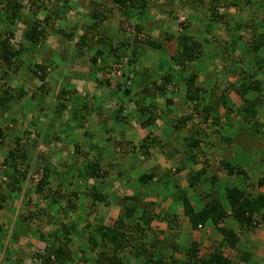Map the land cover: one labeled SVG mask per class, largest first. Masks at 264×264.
<instances>
[{
    "label": "trees",
    "instance_id": "trees-1",
    "mask_svg": "<svg viewBox=\"0 0 264 264\" xmlns=\"http://www.w3.org/2000/svg\"><path fill=\"white\" fill-rule=\"evenodd\" d=\"M91 1L94 6L88 7L89 14L83 16L88 24L78 36L72 31L65 33L53 28L57 19L78 7L70 0H0V67L4 69L0 78L3 80L0 117L7 112L12 118V124L6 122L0 126V152H4L0 170L7 176L5 188L0 181V211L10 206L8 200L22 191L20 184L25 181H28L27 186L28 183L32 186L26 188L33 196L31 201L41 198L47 203L39 206L37 212L17 217L27 237L40 241L44 248L30 256L18 257L14 264H25L24 258L27 257L34 264H128V258L133 264H264V241L257 238L258 242L252 243L264 227V175L255 178L248 175L245 168L233 163L236 156L229 151L235 141L246 135H258L264 129L261 123L264 86L259 79L264 71V18H260L258 27L252 30L254 17L247 27L248 24L236 22L235 15L219 12L221 8L233 7L242 13L241 9L245 11L252 5V0H228L225 4V0H183L195 12L194 22L180 21L177 23L178 32L171 27V32L161 31L160 36L153 37L152 27L131 21L136 12L139 15L137 20L144 16L145 21L153 23L154 17L146 11L147 0H110L109 7H106L107 1L102 2L105 0ZM112 4L128 23V29L124 30L130 39L126 38L119 46L111 42L105 52L100 43L108 38H97V29L107 20L106 14L115 10ZM261 7L264 9V1ZM166 21L169 20L166 18ZM16 23L23 26L21 40L26 43L22 46L19 42L18 48L11 43L15 32L12 28ZM48 28L53 32H47ZM246 28H251L247 40L241 34ZM47 33L63 42L60 48L63 52L68 53L67 46L72 42L78 52L72 59L69 54L66 58L53 54L51 58L64 60L66 69L70 65V74L79 80L84 81L89 75L94 78L100 68L97 65L100 59L109 58L113 65H119L124 72L116 78L117 87L112 89L106 79L107 89L103 97L81 103L75 84L66 82L69 74L54 92L49 90L50 94L44 90V84L40 85V94H28L21 85L18 88L5 85L11 82L9 74L11 71L15 73L19 66L16 63L22 62V54L35 50L44 42ZM219 33H224L225 37ZM172 41L177 48L170 55L166 46ZM147 49L157 53L155 59L163 54L168 64L163 66L159 61L163 70L156 77L149 68L143 67L136 84L128 87L122 80L130 81L127 70L133 71L130 66ZM89 51L93 53L90 55ZM235 52H239L238 58H235ZM205 62L210 63V69L200 67ZM54 65L51 73L62 75L65 68ZM47 67L45 63L36 64L37 71L32 70L41 83L51 74ZM75 67L80 70H73ZM82 68L86 70L81 71ZM204 71L205 76L200 82V74ZM95 82L102 84L103 80L96 77ZM180 86H184L183 111L176 116L171 104L179 95ZM167 87L171 91L164 104L156 106L155 97L163 96ZM233 95L240 104L234 101ZM109 102L115 103L110 113L113 124L104 129L105 144L98 147L94 141L101 136L95 130H83V122L91 114L92 105H96L93 112H98ZM126 103L134 104V108L128 110ZM28 104L31 108L26 112ZM32 112L37 116L27 123L35 126L33 132L18 126L20 122L16 118ZM195 117L198 122L189 124ZM72 120L75 122L69 128L67 122ZM157 120L162 124L159 135L154 136L151 127ZM132 121L136 122L138 132L130 126ZM43 128L45 132L52 130L43 136V144L53 156H57L55 164L43 155H35L37 140L28 136L30 133L40 136L45 133ZM57 128L60 130L56 131ZM120 129L118 137L127 130L134 132L132 142L118 140L115 134ZM61 131L67 133L62 135ZM136 132L139 134L137 141ZM72 134H79L81 143L64 145V136L69 138ZM58 144H61L60 149L56 148ZM107 145L114 149L109 156L105 154ZM150 147L155 148L162 158L175 160V166L163 176L154 167L145 165L149 162L146 159L151 157H148ZM208 154L217 157L216 166ZM203 157L205 160L200 162L199 158ZM130 159L135 163V170L130 168ZM199 163L200 168H194ZM187 164L190 167L186 172V185L173 184L172 178L186 170ZM210 167L214 172H224V177L230 180V186L220 184L225 190L224 195L213 184L219 179L225 181V178H217L216 174L208 177ZM111 172L116 174L112 176ZM130 172L136 175V179L123 177ZM63 174L67 176L64 180ZM123 180L127 182L129 194L118 198L112 188L114 183ZM77 183L85 188H77ZM64 188L67 190L63 191ZM188 189H194L192 197L187 193ZM152 195L157 197V202L143 201L145 196ZM166 196L171 199L170 205L162 209L161 214H155L152 207L160 206ZM111 205L119 207L116 218L102 215ZM175 205L181 207L182 222L188 228L185 233L181 232L177 215L172 213ZM74 216L83 223L92 217L81 230V241L72 238L78 227ZM35 219L37 225L33 226L31 221ZM176 219L175 233L170 224ZM48 226L54 228L47 230ZM208 228L218 233L220 239L204 246L196 238L198 234L199 238L206 235ZM164 229L169 233L166 234ZM3 231L0 226L1 239L5 236ZM160 235L164 237L159 238ZM181 236H184L182 244L179 240L177 242ZM0 252H3L0 264H11L12 252L5 244L0 245ZM256 252L259 256L263 254L262 262L255 258Z\"/></svg>",
    "mask_w": 264,
    "mask_h": 264
},
{
    "label": "rangeland",
    "instance_id": "rangeland-1",
    "mask_svg": "<svg viewBox=\"0 0 264 264\" xmlns=\"http://www.w3.org/2000/svg\"><path fill=\"white\" fill-rule=\"evenodd\" d=\"M107 1V5L106 7L110 6V0H105L102 1L103 3H106ZM229 1H240L241 0H229ZM227 0V2H229ZM70 2L75 3L78 7L77 8H73L70 9L68 12H66V14L64 15L63 18H59L55 21L53 28L54 29H61V31L63 30V32L68 33V32H73L74 34L81 36V34L83 33V28L84 26H86V20H84L83 16L85 14H89L90 10L88 7L92 8L94 6V4L92 3L91 0H70ZM148 6H147V14H149V16L154 17L153 23L151 22H147L144 20V16L140 17V20H137L136 18L139 16L136 12L134 14V17L131 19V21L133 20V23L135 21H140L141 24H143L146 27H152L151 28V35L153 37H158L160 36V32L161 31H169L171 32V27H173V29L178 32V28H177V23L180 21H187V20H191V22H194V15L195 12H193L189 5L185 3V1L183 0H173L172 3L169 2V0H147ZM226 0L223 1V4L227 3ZM258 2H262V0H258ZM23 4H26L25 1ZM259 6V4L257 5V7ZM112 7L115 8V10H113V12H108L106 14L107 16V20L102 23L101 25L98 26L97 29V33H98V37L100 38V36L103 37H107L108 39H104L103 43H100V46L102 48L106 49L109 48L111 42L113 43L114 46H119L123 41L126 40V38L128 37V33L124 30V29H128V23L126 21H124L125 19L122 18L121 13L116 9L115 6ZM243 7V4L241 6V8ZM101 8V9H100ZM100 10H103L102 7H100ZM104 11V10H103ZM242 13H239L238 10H236L235 8H221L219 10L220 13H225V12H230V14L235 15V17L238 20V16H240L242 14L243 18H241V21H244V15H246V11L243 10V8L241 9ZM170 12V15L168 14ZM172 13V14H171ZM174 16V19H173ZM176 16V19H175ZM40 18H43L42 16H40ZM168 19L169 21L165 22V19ZM173 19V20H172ZM123 22V23H122ZM63 24V25H62ZM127 24V26H126ZM151 24V25H150ZM122 27H124L122 29ZM74 28V29H73ZM155 28V29H153ZM221 28V26H220ZM15 32H14V37L11 40V43H13L14 46H16L18 48V44L20 42V44H22V46L24 44H26L25 42H23L22 39V29L23 26L20 23H16L13 25L12 28ZM52 28H48L47 32H53ZM222 29V28H221ZM51 33H47L46 38H44L42 41V44H39L35 47V50H32L31 52H24V55L22 54L21 60L22 62L16 63V65L18 64L19 66H17L15 68V73L14 72H10L9 76H11L12 79L11 82H7L5 83V85L9 86L10 88H18L19 85H21L26 91H28V94H31V92H40L39 88L41 84H44V90L48 91L52 89L53 92L54 90H56V87L58 86L59 82H62V80L66 79V75L69 74V78L66 81L69 84H75V87L78 89V94L81 95L80 101L81 103H84L85 100L87 101H92L93 98L94 99H98L103 97V93L104 90L107 89L106 84L104 83V80H109L110 84L112 86V89H115L117 87L116 85V78L117 76H120L123 74L124 69H122L119 65H113L112 62L109 60V58H106L105 60L100 59L98 61V66L101 68H99V70L97 71V74L94 78H92L91 75H89L87 77V79L83 80H79L78 78L74 77V74H70L71 72L69 71V69L72 70V68H70V65L67 66L68 68L66 69L65 67V61L62 60L61 58H59L60 60H57L56 58L54 60H52V55H58L61 57L66 58V54H69L71 59L74 57V55L78 54V52L75 50L74 45L71 44L69 46H67L68 48V53L67 52H63L60 48L62 45V41H60V39H57L56 37H52L51 35H49ZM221 35L222 38H224V33H219ZM250 35V33H243L242 36L244 37L245 40L248 39V36ZM61 38H63V36H61ZM109 38H111L112 40L110 41ZM60 41V42H59ZM74 41V39H73ZM121 42V43H120ZM168 53L171 55L176 47V44L174 41L169 42L166 46ZM71 52V53H69ZM57 53H61V54H57ZM93 52L89 51L88 54H92ZM148 55V56H147ZM239 52H235L234 56L235 58H238L239 56ZM54 56V55H53ZM157 56V53H154L150 50H146L144 51V55H142L141 57L139 56V59L136 63H134L132 66H130V69H133V71L131 70H127V77L129 78L130 81H125L122 80L123 83H126L128 87L133 86L136 84L138 78L139 73H141V69H143V67L149 68L151 70V74H153V77H156L157 74L161 73L163 70V67L161 65H159V61L163 64V66L165 64H168L167 59L165 58V56L159 55V58L157 57V59H155V57ZM149 57H151L152 59H149ZM53 61V62H52ZM126 62V59L125 61ZM45 63L48 67L47 70H50V73L52 72V68L54 69L55 65L54 64H58L59 65V69L61 68H65L64 71H62V75H54L53 73L49 74L46 76V79L43 81V83H41L40 79L37 78L32 70L37 71V69L34 68V66L36 64H43ZM68 63V62H67ZM106 65H113V67L109 68L107 67V69H104L103 67ZM210 65L209 62H205L204 64H202L200 67L202 69H205L206 67H208L210 69V67L208 66ZM78 68V69H77ZM57 70V69H55ZM73 70H80L79 67H75ZM86 68H82L81 71H85ZM4 71V69H2L0 67V78L2 75V72ZM75 71V72H76ZM161 71V72H160ZM200 79L199 81L202 82L203 77L205 76V71L204 73L200 74ZM101 79L103 80L102 84H97L95 82V78ZM6 80V78H5ZM4 80V81H5ZM125 81V82H124ZM3 80H0V86L2 85ZM125 85V84H124ZM110 86V87H111ZM150 88H152L151 85H149ZM170 87V86H169ZM167 87V89L165 90V93L163 96L157 95L155 97V103L156 106L159 105H163L165 102V99L168 97V92L171 91V88ZM180 93L177 97H174L172 99V104H171V108L174 109L175 115L176 116H180L182 114V106H181V100L184 96V86H180ZM40 94V93H38ZM120 95H118L119 98ZM262 96V95H261ZM234 101L237 104H240V101L233 95ZM125 102H127L126 100H124ZM114 102H109L108 104H105L103 109L101 111L98 112H93L96 108V105H92L91 109L92 112L89 115V117H87L85 119V121L83 122V130H95V132H97L98 136H101L99 139H97L96 141H94V143L97 144L98 147H100L102 145V143H105L103 141V139L105 138V134H104V129L107 128V126L112 125V118H111V111L114 108ZM158 104V105H157ZM33 107V106H32ZM29 108H31V104H28L26 107V112L29 110ZM125 108H128V110H130L131 108H134V104L132 103H126L125 104ZM130 108V109H129ZM159 108V107H158ZM157 108V109H158ZM99 114V115H98ZM37 116L36 112H32L30 114H24L23 116L16 117L18 118V121L20 122V125L18 124V126H23L24 129L28 130V131H34L35 130V126L32 127L30 126V124H28V121L33 120L34 116ZM101 116V117H100ZM104 119V123L103 120H99L100 118ZM11 115L9 113H5L2 117H0V126L1 125H5L7 124L6 122H10L11 120ZM198 119V118H197ZM196 119V117L189 122V124H193L198 122V120ZM171 120V118H170ZM75 122V120L69 121L67 122L68 127L72 128L73 123ZM170 122V121H169ZM9 124H12V122H10ZM162 124L161 120H157L156 123L151 127L152 130V134L154 136H158L159 135V131H160V126ZM133 129H135V131L138 132V127L135 121L131 122L130 125ZM204 127V126H203ZM43 132H45V129L43 128ZM57 130H60V128H57ZM125 130V129H124ZM52 130H47L45 133H42L40 136H36L33 133H30L29 138L30 139H35L37 140V148L35 151V155H43V157L47 160L49 159V161L53 164H55L57 162V156H53V154H51L48 150L46 145L43 144V136H46V134L48 135V133H50ZM120 131H122V129L118 130L115 134V136H119L120 135ZM136 132L137 134V139H135L136 141L139 139V134ZM65 131H61L62 135H65ZM64 145H73V143L79 142V134H72L69 138L64 136ZM246 141V144L244 145V142ZM132 142V141H129ZM81 143V142H79ZM61 144L57 145V149H60ZM151 148V147H150ZM112 150H114L112 148ZM229 151L231 153L234 154L235 159L233 160V163H235V165H239L242 166L243 168L246 169L248 175H250L251 177L255 178V177H259L264 175V129H262L258 135L255 136H250V135H246L244 137H242V139H239V141H235V144L233 147L229 148ZM60 152V151H59ZM149 155L148 157H150L149 162L147 161V163H145V165H147L148 167H154V170H156L158 172L159 175L163 176L165 175V173L169 170L172 169L175 166V160L174 159H170L167 160L165 158H162L161 156L158 155V153L156 152L155 148H151L149 150ZM51 157H50V155ZM209 155V154H208ZM4 156V152H0V160L3 159ZM210 156V160L214 159V164L213 166L217 165L218 159L217 157H215L214 154L209 155ZM209 156L207 157L209 159ZM207 159V160H208ZM203 160H205V157H203L202 159L199 158L200 162H203ZM131 162L133 163L134 161L132 159H130L129 161V165L130 168L135 170V163L131 164ZM201 164L199 163L198 165H195L194 168H200ZM190 165H186V170H184L183 172H181L180 174H178L177 176H175L174 178H172V183L173 184H179V186H185L186 185V172H188ZM64 171V168L62 170V172ZM138 172V171H137ZM112 176L116 174V172H111ZM115 173V174H114ZM140 173V172H139ZM211 174H216L217 178H225V173L222 171H216L214 172V168L210 167V169L207 172V176L210 177ZM66 174H63V180L66 179ZM124 178H128V179H136V175H132V172H130L129 174H125L123 176ZM34 178H38L37 176H35L34 174ZM117 178V177H116ZM116 178H114L115 180H117ZM123 178V179H124ZM0 181L3 182V188H5V184L7 182V176L5 175V172L2 171V169L0 170ZM226 181V183H224ZM224 180H218V183H214L213 186L215 188H220L219 192L220 194L224 195L225 190H223L220 187V184L223 185H231V182L228 178H225ZM28 181H25L23 183L20 184V187L22 188V191L19 193L13 194L10 199L8 200V204L10 206L5 207L4 209H2L0 211V226L4 229L3 233L5 234L4 238H0V245H6L9 249V251H11V264H14L17 261L18 257H23L25 256V254L27 256H30L29 254H35L37 252V250L39 249H43L44 248V244L41 243L40 241H36L35 239H33L31 236L27 237V234L24 232L26 231L24 227H22L19 223H18V219L17 217L19 216H25L28 215L29 213H34L37 212L38 207L41 206L43 207L46 206L47 203H44V201H42V199H37L35 198L34 200L31 201V194L27 193L26 188L31 189L32 186H30V184L28 183V186L26 185ZM135 182V181H133ZM124 183V184H123ZM32 185V184H31ZM77 188L81 189V188H85V185H78L75 184ZM72 185V186H75ZM115 186L112 188V190H115L116 195L118 196V198H123L126 194L129 193V191L127 190V182L126 180H123L120 182H116L114 184ZM229 185V186H230ZM207 186V185H206ZM227 186V187H229ZM169 187H172L169 186ZM208 187L205 188V190ZM63 191H66L67 189H62ZM187 193L189 194V196H193L194 195V189H188ZM153 196V195H152ZM150 197V196H145V198H143L144 202H148V201H154L157 202V197ZM167 197V196H166ZM41 200V201H40ZM170 197H167V199H165L164 201L161 202V205L156 208L155 206L152 207V210L155 214H161V210L162 209H166L168 208V206L170 205ZM193 203H195L193 201ZM155 207V208H154ZM154 208V209H153ZM172 213H174L175 215H177V219L179 222V225L181 227V232L185 233L188 228H187V224L183 223V215H182V211H181V207L180 205H175L172 208ZM92 217H90L87 221H80L78 222V219L76 218L74 220V222H78V227H77V231L72 235V238H74L76 241L80 240L79 237H81V230L83 229V227L86 225V223L90 222L92 219ZM72 219V217L70 218ZM171 222V227H174V221ZM65 220V219H64ZM37 219L32 220L31 224H33V226L37 225ZM65 222V221H64ZM98 222V219H97ZM182 222V223H181ZM100 223V222H99ZM92 224V223H91ZM94 224V222H93ZM163 227L165 225H162ZM161 226V227H162ZM208 227V226H207ZM206 227V228H207ZM54 227L53 226H48L46 229L47 230H52ZM205 228V229H206ZM264 227L261 228L258 232V235L255 236V242L252 243H257V238L259 240H263L264 241V231H263ZM165 233L168 234L169 232H167V229H164ZM175 233L177 232V230L175 229L174 231ZM207 234L210 235V237L207 236ZM199 235L197 236V240L201 242V244H203L204 246H209L212 242V240H217L220 239V236L218 233H216L212 228H208L207 229V233L206 235H201V237L199 238ZM163 235H160L159 238H163ZM194 237V234H193ZM29 239V240H28ZM200 239V240H199ZM179 242L182 244L184 243V236H181L180 239H177V242ZM240 240H242L243 242L245 241L244 238H241ZM81 241V240H80ZM176 241V239H175ZM249 245V243H248ZM257 247V245H256ZM260 248V246L258 247V249ZM255 252V251H254ZM256 256L255 258L258 260H260L259 262H262L263 260V254L261 256L258 255V253H255ZM1 257L3 256V252H0ZM0 257V258H1ZM26 260L25 264H34V262L29 258H24V261ZM128 264H133V260L131 259L129 261L128 258Z\"/></svg>",
    "mask_w": 264,
    "mask_h": 264
},
{
    "label": "crops",
    "instance_id": "crops-1",
    "mask_svg": "<svg viewBox=\"0 0 264 264\" xmlns=\"http://www.w3.org/2000/svg\"><path fill=\"white\" fill-rule=\"evenodd\" d=\"M264 0H262L263 2ZM227 2V0H226ZM259 4V6L257 7V5ZM246 11V15H244V21H241V18H243L242 14L240 16H238V20L237 18L235 17V21L236 22H239L240 24L241 23H244V25L248 24L247 27L251 24L250 23V20L254 17L255 18V22L253 24H251V28H253L252 30H255L256 27H258V22L260 20V18H264V9L261 7V2H258V0H252V5L250 6H247V8L245 9ZM230 13V12H229ZM259 18V19H258ZM258 19V20H257ZM251 28H246L245 31H242L241 30V34L247 32V33H250L251 32ZM148 56V55H147ZM259 79L261 80L262 82V85L264 86V71L262 73L261 76H259ZM258 79V80H259ZM261 97H264V93H261ZM261 123L263 124L264 126V116L261 117ZM135 138V134L134 132L131 130H127V132H125V134H123L122 137H118V140L120 139H123L124 141H132V139ZM246 139H245V142H244V145L246 144ZM105 143H102V146L104 145ZM112 152V147L108 146L106 147L105 149V154L106 156H109V153ZM115 184V183H114ZM113 185V183L111 184ZM110 185V186H111ZM111 188V187H110ZM129 194V193H128ZM119 213V207L117 205H111L110 207H108V209L106 210V212H104V214L102 213L103 216H107V217H110V218H116L117 215ZM74 219H76V217L74 216L73 217ZM264 231V229H263ZM29 240V239H28ZM37 241V240H36ZM26 262V260L24 261V263Z\"/></svg>",
    "mask_w": 264,
    "mask_h": 264
}]
</instances>
